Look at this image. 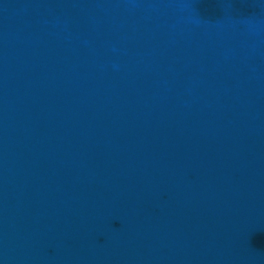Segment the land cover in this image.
I'll return each mask as SVG.
<instances>
[{
  "label": "water",
  "instance_id": "1",
  "mask_svg": "<svg viewBox=\"0 0 264 264\" xmlns=\"http://www.w3.org/2000/svg\"><path fill=\"white\" fill-rule=\"evenodd\" d=\"M0 0V264H264L258 0Z\"/></svg>",
  "mask_w": 264,
  "mask_h": 264
},
{
  "label": "snow or ice",
  "instance_id": "2",
  "mask_svg": "<svg viewBox=\"0 0 264 264\" xmlns=\"http://www.w3.org/2000/svg\"><path fill=\"white\" fill-rule=\"evenodd\" d=\"M258 6L260 8H264V0H258ZM221 7L230 9L233 8L234 5L230 2V0H225V2L221 5Z\"/></svg>",
  "mask_w": 264,
  "mask_h": 264
}]
</instances>
